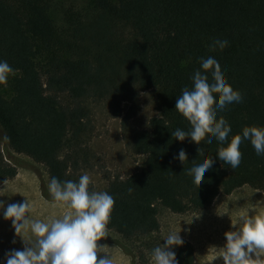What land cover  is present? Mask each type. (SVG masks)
I'll use <instances>...</instances> for the list:
<instances>
[{
    "label": "trees",
    "instance_id": "16d2710c",
    "mask_svg": "<svg viewBox=\"0 0 264 264\" xmlns=\"http://www.w3.org/2000/svg\"><path fill=\"white\" fill-rule=\"evenodd\" d=\"M214 40L228 45L210 51ZM209 56L243 98L217 112L231 128L229 140L245 126L264 127V0H0V61L14 70L6 84L10 95L0 93V184L23 166L12 152L41 163L47 184L78 182L88 162V101L105 100L116 115L122 101L130 102L127 125L140 91L154 89L158 115L149 127H125L127 147L145 161L109 181L105 191L115 205L108 229L144 248L160 246L159 206L182 214L204 210L220 192L244 184L264 192V155L250 141L240 145L242 160L232 169L218 159L214 138L197 145L171 135L190 130L175 110L176 98L192 87L193 73L203 71L200 59ZM180 149L187 154L183 163L174 159ZM206 157L214 163L197 186L187 171ZM180 238L182 245L170 250L178 264H194L191 243ZM116 244L131 264H145L131 247Z\"/></svg>",
    "mask_w": 264,
    "mask_h": 264
},
{
    "label": "clouds",
    "instance_id": "9594fccd",
    "mask_svg": "<svg viewBox=\"0 0 264 264\" xmlns=\"http://www.w3.org/2000/svg\"><path fill=\"white\" fill-rule=\"evenodd\" d=\"M227 45V40H214L209 50L215 51L217 47L222 50ZM200 67L203 71L196 70L191 77L192 87H185L175 103L176 112L189 122L190 130L178 128L171 135L178 141L190 138L197 145L206 138L211 144L214 138L221 145L216 151L218 159L232 169L241 163L240 145L244 141H250L258 156L264 155V127L245 126L242 135H232L229 140L231 128L222 116L217 118V112L229 104L242 102V94L226 82L215 58H201ZM209 72L211 82L206 74ZM9 74H14V70L6 61H0V85L7 84ZM197 152L198 157L203 156L202 148ZM174 159L181 163L187 161L185 150L180 149ZM213 163L210 157L203 162H198V158L191 162L187 174L194 177V184L199 186L203 182L204 174ZM89 184L90 176L86 173L78 182L52 178L48 192L53 207L62 211L45 219L28 215L31 205L27 199L8 204L4 219L11 220L15 235L22 239L24 247L22 251L7 253L6 264H114L105 251L108 246L97 242L108 236L107 225L115 200L106 191L90 192ZM0 208H4L2 201ZM231 225L234 230L224 233L226 242L217 248L216 258L222 259L223 264H264V211L239 212ZM179 232H169L165 243L152 250L153 264H178L175 252L170 249L182 245Z\"/></svg>",
    "mask_w": 264,
    "mask_h": 264
},
{
    "label": "rangeland",
    "instance_id": "374dc122",
    "mask_svg": "<svg viewBox=\"0 0 264 264\" xmlns=\"http://www.w3.org/2000/svg\"><path fill=\"white\" fill-rule=\"evenodd\" d=\"M0 93L10 95L7 85H0ZM155 99L154 89L140 91L137 109L128 118L127 125L138 129L148 128L149 119L158 115ZM88 104L91 129L84 138L88 162L80 169V173L90 176L94 191H105L113 178H125L143 168L145 155L133 153L125 143L124 131L127 125L123 124V119L130 110V102L122 101L117 115L105 100L88 101ZM11 155L21 157L24 163L23 166L17 167L13 178L0 184V201L4 203V208H0V264H6L7 253L13 250L22 251L24 247L22 239L15 235L11 220L4 219L3 213L8 204L21 203L27 199L31 205L28 215L33 219H45L62 211L57 207H50V210L43 208L52 204L44 166L24 154L12 152ZM23 177L26 180L21 179ZM42 190L46 191L44 194L48 198L43 195ZM261 197L264 198V192L244 184L228 194L220 192L212 203L201 211L180 214L159 206L157 217L160 227L157 236L165 238L171 231H180L179 236L186 238L193 247L194 264H223L222 259L216 258V252L217 248H222L226 242L224 233L234 230L231 220L245 210L254 209L257 213L264 211V199H260ZM107 234V237L97 243L108 246L105 251L111 256L114 264H131L130 257L122 252L116 241L131 247L134 253L138 254L135 259L137 262L153 264L151 252L157 246L144 248L142 241L123 240L118 233L108 228Z\"/></svg>",
    "mask_w": 264,
    "mask_h": 264
},
{
    "label": "bare ground",
    "instance_id": "6f19581e",
    "mask_svg": "<svg viewBox=\"0 0 264 264\" xmlns=\"http://www.w3.org/2000/svg\"><path fill=\"white\" fill-rule=\"evenodd\" d=\"M21 179L26 180V178H24V177ZM260 199H264V198L261 197ZM50 207H53V204H47V205L43 206V208H46V210H50L51 209Z\"/></svg>",
    "mask_w": 264,
    "mask_h": 264
}]
</instances>
